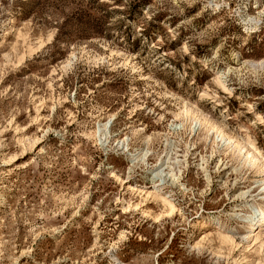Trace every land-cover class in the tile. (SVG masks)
<instances>
[{
    "label": "rangeland",
    "instance_id": "374dc122",
    "mask_svg": "<svg viewBox=\"0 0 264 264\" xmlns=\"http://www.w3.org/2000/svg\"><path fill=\"white\" fill-rule=\"evenodd\" d=\"M211 125L264 155V0H0V264H264Z\"/></svg>",
    "mask_w": 264,
    "mask_h": 264
},
{
    "label": "bare ground",
    "instance_id": "6f19581e",
    "mask_svg": "<svg viewBox=\"0 0 264 264\" xmlns=\"http://www.w3.org/2000/svg\"><path fill=\"white\" fill-rule=\"evenodd\" d=\"M252 20V18L248 19L249 22H252ZM183 115L188 118L187 111H184ZM191 118L195 120L196 123L200 122L199 119L194 115ZM211 128L215 130L217 137L220 138V140H222L226 146L231 147L234 160L240 161V165L236 168V171L245 166L249 170L252 168L255 169L256 167V172L260 173V179L258 182L256 181L260 186L258 193L260 198H254V196L250 194L252 192L251 189L240 192L234 198L240 200L241 204L239 203L240 205L237 206V209H233L232 214L242 218L243 222L248 224V232L244 238L248 240L250 237H253V241L256 242L261 236L260 233H257V230L264 228V155L256 152L253 145L248 146L246 143L234 139L233 136L223 131L221 127L211 125ZM248 197L251 199L247 200ZM244 208L247 210L245 213L238 212ZM254 228H256V230H253ZM262 245H264V242H262L260 239V246Z\"/></svg>",
    "mask_w": 264,
    "mask_h": 264
}]
</instances>
